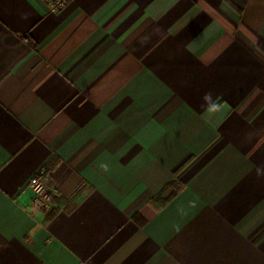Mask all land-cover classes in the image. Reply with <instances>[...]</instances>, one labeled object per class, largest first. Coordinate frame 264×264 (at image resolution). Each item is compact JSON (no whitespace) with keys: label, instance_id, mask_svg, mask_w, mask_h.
<instances>
[{"label":"crops","instance_id":"obj_1","mask_svg":"<svg viewBox=\"0 0 264 264\" xmlns=\"http://www.w3.org/2000/svg\"><path fill=\"white\" fill-rule=\"evenodd\" d=\"M0 264H264V0H0Z\"/></svg>","mask_w":264,"mask_h":264},{"label":"built area","instance_id":"obj_2","mask_svg":"<svg viewBox=\"0 0 264 264\" xmlns=\"http://www.w3.org/2000/svg\"><path fill=\"white\" fill-rule=\"evenodd\" d=\"M48 4L49 9L53 13L62 11L72 0H43ZM48 169L41 167L36 171L30 181L29 188L33 192V204L37 208L45 211L52 209L53 190L48 185L47 181Z\"/></svg>","mask_w":264,"mask_h":264}]
</instances>
